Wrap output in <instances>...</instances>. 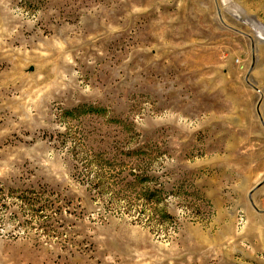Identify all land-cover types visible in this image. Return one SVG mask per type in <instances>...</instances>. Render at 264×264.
I'll list each match as a JSON object with an SVG mask.
<instances>
[{
	"label": "rangeland",
	"instance_id": "1",
	"mask_svg": "<svg viewBox=\"0 0 264 264\" xmlns=\"http://www.w3.org/2000/svg\"><path fill=\"white\" fill-rule=\"evenodd\" d=\"M0 264H264V0H0Z\"/></svg>",
	"mask_w": 264,
	"mask_h": 264
}]
</instances>
